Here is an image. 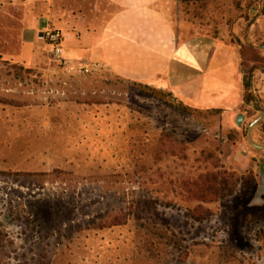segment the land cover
I'll use <instances>...</instances> for the list:
<instances>
[{
    "label": "rangeland",
    "instance_id": "1",
    "mask_svg": "<svg viewBox=\"0 0 264 264\" xmlns=\"http://www.w3.org/2000/svg\"><path fill=\"white\" fill-rule=\"evenodd\" d=\"M42 1L0 0V264H264L261 109L68 73L45 39L34 62L26 34L56 27ZM241 1L175 0V19L218 38ZM241 51L258 100L264 52Z\"/></svg>",
    "mask_w": 264,
    "mask_h": 264
},
{
    "label": "crops",
    "instance_id": "2",
    "mask_svg": "<svg viewBox=\"0 0 264 264\" xmlns=\"http://www.w3.org/2000/svg\"><path fill=\"white\" fill-rule=\"evenodd\" d=\"M42 2L48 9L46 19L67 35L63 45L66 58L100 61L114 75L149 83L156 89L200 105H247L242 48L237 38L246 37L252 47L264 52V40L259 45L251 42L252 38L264 37V0H253L249 6L243 1L241 5L248 8L251 22L247 25L245 18L240 16L227 34L218 38L195 34L186 24L176 22L175 0ZM244 25H247L245 34ZM258 28L261 31L257 36L254 31ZM25 41L32 44V61H39L44 43L42 31L38 34L28 32ZM253 74L256 91V69ZM257 86L260 98L248 105L261 109V114L264 112V81ZM238 90H241L240 96L236 95ZM239 113L243 112H237L235 120ZM254 149L264 154V150Z\"/></svg>",
    "mask_w": 264,
    "mask_h": 264
},
{
    "label": "built area",
    "instance_id": "3",
    "mask_svg": "<svg viewBox=\"0 0 264 264\" xmlns=\"http://www.w3.org/2000/svg\"><path fill=\"white\" fill-rule=\"evenodd\" d=\"M43 36L50 47V53L55 61L68 73L87 74L95 73L105 69V66L100 61L84 60V59H69L64 56V42L67 35L59 28L43 26Z\"/></svg>",
    "mask_w": 264,
    "mask_h": 264
},
{
    "label": "trees",
    "instance_id": "4",
    "mask_svg": "<svg viewBox=\"0 0 264 264\" xmlns=\"http://www.w3.org/2000/svg\"><path fill=\"white\" fill-rule=\"evenodd\" d=\"M247 1V6L251 5L253 3V0H244ZM243 0L239 3H242ZM238 3V4H239ZM243 17L245 18L247 25L251 22V18L248 15V8H245V14H243ZM246 25V26H247ZM246 26L244 27L243 33L245 34L246 31ZM234 39H232L233 41ZM237 42L239 43V45L241 46L242 49H246V48H250L253 49V47L247 42L246 37L244 38H237ZM241 57H244V52L241 51ZM259 60L258 57H254L253 61H257ZM242 66H245V62L242 61L241 63ZM257 68V66H252L249 68H243V82H244V86H245V103L248 105L250 104L252 101L255 100V95H254V89H253V77H254V70Z\"/></svg>",
    "mask_w": 264,
    "mask_h": 264
},
{
    "label": "water",
    "instance_id": "5",
    "mask_svg": "<svg viewBox=\"0 0 264 264\" xmlns=\"http://www.w3.org/2000/svg\"><path fill=\"white\" fill-rule=\"evenodd\" d=\"M263 116H264V112L262 111L261 114L249 124L248 130H247V135H246V138H247L249 145L254 147V148L261 149V150H264V145L257 143L253 139L252 131H253V128L255 127V125L258 124L262 120ZM244 119H245L244 114L239 113L236 117V120H235L237 126L241 127ZM263 195H264V159H262V163L260 164V188H259V191L257 192L255 200L257 202H259Z\"/></svg>",
    "mask_w": 264,
    "mask_h": 264
},
{
    "label": "flooded vegetation",
    "instance_id": "6",
    "mask_svg": "<svg viewBox=\"0 0 264 264\" xmlns=\"http://www.w3.org/2000/svg\"><path fill=\"white\" fill-rule=\"evenodd\" d=\"M246 151H243V153L245 154Z\"/></svg>",
    "mask_w": 264,
    "mask_h": 264
},
{
    "label": "bare ground",
    "instance_id": "7",
    "mask_svg": "<svg viewBox=\"0 0 264 264\" xmlns=\"http://www.w3.org/2000/svg\"><path fill=\"white\" fill-rule=\"evenodd\" d=\"M246 153V152H245Z\"/></svg>",
    "mask_w": 264,
    "mask_h": 264
}]
</instances>
